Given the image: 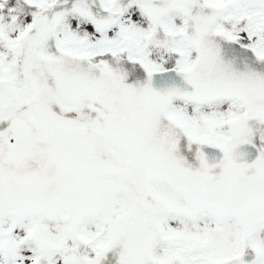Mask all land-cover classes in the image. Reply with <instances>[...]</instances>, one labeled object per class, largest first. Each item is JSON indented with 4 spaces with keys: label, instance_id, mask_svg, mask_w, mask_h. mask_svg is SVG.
<instances>
[{
    "label": "snow or ice",
    "instance_id": "snow-or-ice-1",
    "mask_svg": "<svg viewBox=\"0 0 264 264\" xmlns=\"http://www.w3.org/2000/svg\"><path fill=\"white\" fill-rule=\"evenodd\" d=\"M0 264H264V0H0Z\"/></svg>",
    "mask_w": 264,
    "mask_h": 264
}]
</instances>
